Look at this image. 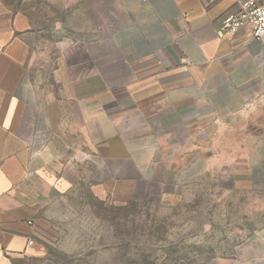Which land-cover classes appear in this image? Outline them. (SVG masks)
Masks as SVG:
<instances>
[{
	"label": "crops",
	"instance_id": "crops-1",
	"mask_svg": "<svg viewBox=\"0 0 264 264\" xmlns=\"http://www.w3.org/2000/svg\"><path fill=\"white\" fill-rule=\"evenodd\" d=\"M242 1L97 0L100 15L85 0L74 10L95 22L83 30L90 58L71 56L77 29L68 27L69 57L37 66L28 36L44 13L0 0V264H67L49 253L37 182L63 193L75 184L67 163L95 165L80 178H94L98 199L124 201L136 180L156 176L169 139L150 116L166 125L169 113L187 132L228 131L230 140L242 132L245 163L264 189V38L221 30ZM217 264H264V228Z\"/></svg>",
	"mask_w": 264,
	"mask_h": 264
},
{
	"label": "rangeland",
	"instance_id": "rangeland-1",
	"mask_svg": "<svg viewBox=\"0 0 264 264\" xmlns=\"http://www.w3.org/2000/svg\"><path fill=\"white\" fill-rule=\"evenodd\" d=\"M6 1L14 10L31 8L45 15L28 36L37 66L44 59L69 57L68 27L77 29L71 34L77 40L71 56L90 58L83 30L95 22L83 9L74 10L85 0ZM89 2L101 15L97 0ZM57 24L64 29L56 31ZM48 65L34 72L39 81L47 79ZM143 102L147 112L148 99ZM167 115L166 125L157 122L159 114L147 117L169 137L159 171L152 179L136 180L133 194L124 201L111 195L98 199L90 189L94 178H80L81 171L89 173L97 169L95 165L67 163L64 173L75 184L63 193L37 182L40 195L35 211L55 259L67 264H217L233 257L264 228V189L254 184L245 163L239 145L242 132H236L235 141L228 131L220 136L212 130L187 132Z\"/></svg>",
	"mask_w": 264,
	"mask_h": 264
},
{
	"label": "built area",
	"instance_id": "built-area-1",
	"mask_svg": "<svg viewBox=\"0 0 264 264\" xmlns=\"http://www.w3.org/2000/svg\"><path fill=\"white\" fill-rule=\"evenodd\" d=\"M241 28L248 29L257 40L264 38V0H243L237 11L221 20L223 32L234 33Z\"/></svg>",
	"mask_w": 264,
	"mask_h": 264
},
{
	"label": "trees",
	"instance_id": "trees-1",
	"mask_svg": "<svg viewBox=\"0 0 264 264\" xmlns=\"http://www.w3.org/2000/svg\"><path fill=\"white\" fill-rule=\"evenodd\" d=\"M2 2H3L5 5L10 6V4L8 3V1H6V0H2Z\"/></svg>",
	"mask_w": 264,
	"mask_h": 264
}]
</instances>
